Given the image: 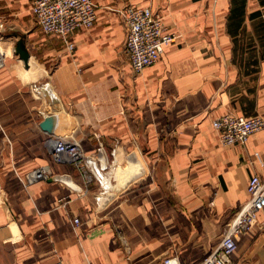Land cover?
Returning a JSON list of instances; mask_svg holds the SVG:
<instances>
[{
    "label": "crops",
    "instance_id": "crops-1",
    "mask_svg": "<svg viewBox=\"0 0 264 264\" xmlns=\"http://www.w3.org/2000/svg\"><path fill=\"white\" fill-rule=\"evenodd\" d=\"M91 1L95 20L68 34V51L41 32L31 0H0V264H198L260 173L264 129L224 146L211 121L264 119V0ZM126 3L178 36L138 74L123 53ZM49 115L51 134L39 128ZM57 141L106 185L131 163L141 173L116 191L90 165L54 162ZM40 167L46 180H24ZM233 241L230 264H264V208Z\"/></svg>",
    "mask_w": 264,
    "mask_h": 264
},
{
    "label": "built area",
    "instance_id": "built-area-1",
    "mask_svg": "<svg viewBox=\"0 0 264 264\" xmlns=\"http://www.w3.org/2000/svg\"><path fill=\"white\" fill-rule=\"evenodd\" d=\"M95 6L91 0H31L30 12L42 33L53 35L64 43L68 51L73 44L67 36L79 28L90 27L95 20ZM117 14L124 29L123 53L132 73L138 74L145 67L153 65L163 48L178 36L164 31L162 16L149 7H138L126 3ZM1 61V60H0ZM211 128L217 133L224 146L244 145L248 136L264 129V119L259 116L245 118L230 114L221 115L211 121ZM99 149V146H98ZM260 173L250 174L246 184L247 197L225 225L216 248L198 264H230V255L235 245L233 237L246 231L264 208V157L254 155ZM51 157L56 163L75 167H88L92 163L70 141H57ZM49 172L40 167L26 174V182L46 180ZM1 193V188H0ZM77 225V219L72 220ZM53 264H60L55 261ZM161 264H178L173 257H163Z\"/></svg>",
    "mask_w": 264,
    "mask_h": 264
},
{
    "label": "bare ground",
    "instance_id": "bare-ground-1",
    "mask_svg": "<svg viewBox=\"0 0 264 264\" xmlns=\"http://www.w3.org/2000/svg\"><path fill=\"white\" fill-rule=\"evenodd\" d=\"M6 49V48H5ZM1 50V49H0ZM2 59L1 54H0V60ZM1 63V62H0ZM32 65V64H31ZM37 65V64H36ZM34 66V65H32ZM31 68V67H30ZM34 69V68H33ZM28 70V69H27ZM25 71V70H24ZM35 71V70H34ZM41 71V70H39ZM25 73V72H24ZM31 73V72H30ZM35 74V73H34ZM38 74V73H37ZM39 74H41L39 72ZM34 76V75H33ZM40 76V75H39ZM104 166V165H103ZM90 169L93 171V173L97 176H101L100 172L98 171V168L95 166V163H91L90 164ZM141 173V169L138 166V164L136 163H131L130 164V168L128 169V171L123 174V175H115V180L118 179V182L116 183V191H121V189H124L128 184L132 183L133 181L136 180V178L138 177V174ZM102 177V176H101ZM105 178L102 177V179H99L102 183V180L105 184V186H109L106 185V181L104 180Z\"/></svg>",
    "mask_w": 264,
    "mask_h": 264
},
{
    "label": "water",
    "instance_id": "water-1",
    "mask_svg": "<svg viewBox=\"0 0 264 264\" xmlns=\"http://www.w3.org/2000/svg\"><path fill=\"white\" fill-rule=\"evenodd\" d=\"M13 53H15L25 65L27 63L28 54L24 48L23 39L21 36L15 41L13 48ZM39 128L47 134H51L55 128V118L53 116H46L44 117L40 123Z\"/></svg>",
    "mask_w": 264,
    "mask_h": 264
},
{
    "label": "rangeland",
    "instance_id": "rangeland-1",
    "mask_svg": "<svg viewBox=\"0 0 264 264\" xmlns=\"http://www.w3.org/2000/svg\"><path fill=\"white\" fill-rule=\"evenodd\" d=\"M29 9H30V7H29ZM1 40V39H0ZM4 40V39H3ZM108 181V180H107ZM116 186V185H115ZM115 186H113V185H109V187H113V188H116Z\"/></svg>",
    "mask_w": 264,
    "mask_h": 264
}]
</instances>
